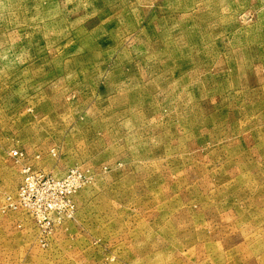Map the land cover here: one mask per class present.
<instances>
[{"label":"rangeland","instance_id":"obj_1","mask_svg":"<svg viewBox=\"0 0 264 264\" xmlns=\"http://www.w3.org/2000/svg\"><path fill=\"white\" fill-rule=\"evenodd\" d=\"M0 264H264V0H0Z\"/></svg>","mask_w":264,"mask_h":264},{"label":"built area","instance_id":"obj_2","mask_svg":"<svg viewBox=\"0 0 264 264\" xmlns=\"http://www.w3.org/2000/svg\"><path fill=\"white\" fill-rule=\"evenodd\" d=\"M23 172H24L25 180H24L23 186L20 188L21 189V192H20L21 196L24 195V193L26 191L27 183L32 179L33 176H35L38 181H42L44 179L42 174L32 173L30 168H26ZM68 177L66 179H64V180H61V181L54 180L53 178H50V177H46L45 180L48 183V186H50V185L56 186V185H59V184L62 185L63 182H65L68 179ZM21 207L24 210H28L29 212H35L36 211L37 212V217L38 218H42L44 220H46V218H47L48 208L51 209V207H48V206L47 207H42V208L39 207L38 209H36L33 205H27V204L21 205Z\"/></svg>","mask_w":264,"mask_h":264}]
</instances>
